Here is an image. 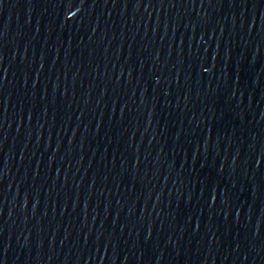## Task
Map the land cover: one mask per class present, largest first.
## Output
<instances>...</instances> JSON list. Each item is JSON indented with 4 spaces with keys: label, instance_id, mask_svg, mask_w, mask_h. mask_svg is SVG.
<instances>
[{
    "label": "water",
    "instance_id": "water-1",
    "mask_svg": "<svg viewBox=\"0 0 264 264\" xmlns=\"http://www.w3.org/2000/svg\"><path fill=\"white\" fill-rule=\"evenodd\" d=\"M0 264H264V0H0Z\"/></svg>",
    "mask_w": 264,
    "mask_h": 264
}]
</instances>
